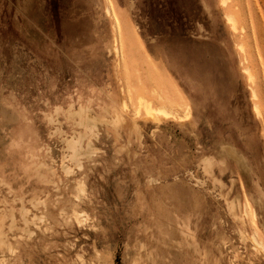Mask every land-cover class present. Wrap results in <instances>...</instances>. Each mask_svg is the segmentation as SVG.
Returning <instances> with one entry per match:
<instances>
[{
    "label": "rangeland",
    "instance_id": "1",
    "mask_svg": "<svg viewBox=\"0 0 264 264\" xmlns=\"http://www.w3.org/2000/svg\"><path fill=\"white\" fill-rule=\"evenodd\" d=\"M263 245L264 0H0V264H264Z\"/></svg>",
    "mask_w": 264,
    "mask_h": 264
},
{
    "label": "bare ground",
    "instance_id": "2",
    "mask_svg": "<svg viewBox=\"0 0 264 264\" xmlns=\"http://www.w3.org/2000/svg\"><path fill=\"white\" fill-rule=\"evenodd\" d=\"M225 18V21L227 22V24L228 23H230L231 22V25L233 26V27H235V25H234V20H233V18L231 17V16H229V15H227V16H225L224 17ZM115 54H117V53H115ZM116 56V55H115ZM117 62V61H116ZM245 70V69H244ZM125 71V70H124ZM125 73V72H124ZM126 74V73H125ZM248 75L251 77V74L248 72ZM136 81H139V80H137L136 79ZM126 85H127V81H126ZM131 86V85H130ZM142 86V85H141ZM132 87V86H131ZM139 87V86H138ZM137 87V88H138ZM135 88V87H134ZM136 88V89H137ZM151 88H153V87H151ZM130 89V88H129ZM145 89H146V86H145ZM135 90V89H134ZM134 90H132V91H134ZM138 90H140V89H138ZM142 90V89H141ZM141 90H140V92H141ZM144 90V89H143ZM146 90H149V89H146ZM146 90H144V91H146ZM151 92V91H150ZM156 92V91H155ZM157 92H158V90H157ZM146 93H149V91H147ZM152 93H154V91L152 92ZM177 93V92H176ZM141 94H142V92H141ZM159 94V93H158ZM178 94V93H177ZM145 95V94H144ZM150 95H151V93H150ZM160 95V94H159ZM146 96V95H145ZM136 98H137V95L135 96ZM151 97V98H150ZM150 97H148L147 99H149L150 98V100L151 99H153L154 97L153 96H150ZM156 97H158V95L156 94ZM163 97V96H162ZM165 98H166V96H165ZM179 98V97H178ZM144 99V98H143ZM154 99H156V98H154ZM167 99V98H166ZM172 99V98H171ZM181 99V98H180ZM159 100H160V98H159ZM163 100H164V98H163ZM162 100V101H163ZM168 100V99H167ZM169 101V100H168ZM178 101H179V99H178ZM181 101V100H180ZM125 102V101H124ZM127 102V101H126ZM130 102V101H129ZM137 103H138V101H136ZM135 102V103H136ZM155 102V101H154ZM153 101H152V104L154 103ZM157 102H159L158 101V98H157ZM157 102H156V104H154L155 105V108H151L152 107V105H151V107H149V106H147L146 105V103H144V102H140L137 106H135V107H137V112L135 113V116H141V117H143V118H145V119H148V120H153V121H158V120H160V119H167V116H168V113H167V111L169 110V108L166 106V105H164V106H166L167 108H168V110L167 111H165V110H163V109H160V108H158V105H157ZM170 102V101H169ZM132 103V102H131ZM163 103V102H162ZM171 103V102H170ZM174 103H176V102H174ZM158 104H160V103H158ZM173 104V103H172ZM128 105H129V103H128ZM163 105V104H162ZM174 105V104H173ZM179 105H180V103H179ZM157 106V107H156ZM159 106H161V105H159ZM163 106V107H164ZM171 106V105H170ZM134 107V106H133ZM179 107V106H178ZM180 107H181V105H180ZM166 108V109H167ZM175 109H176V107H174ZM172 108H170V110H171ZM174 109V110H175ZM255 109H257V107H255ZM136 110V109H135ZM179 111V110H178ZM171 112H174L173 110L171 111ZM177 112V111H176ZM172 114H175V113H172ZM178 114H179V112H178ZM257 114H259V111L257 112ZM188 115V114H187ZM139 116V117H140ZM179 116V115H178ZM181 116H183V115H181ZM185 116V115H184ZM177 117V116H176ZM169 118V117H168ZM170 118H172V117H170ZM169 118V119H170ZM178 119V118H177ZM70 147H71V149H74L75 148V145H74V143H71V145H70ZM80 150V149H79ZM81 155V154H80ZM79 155V156H80ZM71 157V156H70ZM77 157V156H76ZM248 202V201H247ZM252 208V207H251ZM243 209H244V207H243ZM244 214H245V212H244ZM78 216V215H77ZM252 217H253V215H252ZM253 235L254 234H252V237H253ZM255 236V235H254ZM255 239V238H254ZM252 240V239H251ZM256 241V240H255ZM253 242H254V240H253ZM257 242V241H256ZM258 244H260V241H258L257 242ZM261 246V245H260ZM263 248H264V245H263ZM264 250V249H263Z\"/></svg>",
    "mask_w": 264,
    "mask_h": 264
},
{
    "label": "crops",
    "instance_id": "3",
    "mask_svg": "<svg viewBox=\"0 0 264 264\" xmlns=\"http://www.w3.org/2000/svg\"><path fill=\"white\" fill-rule=\"evenodd\" d=\"M113 51V49H112ZM113 54H114V58H115V53L113 51ZM115 62H116V58H115ZM117 67V66H116ZM80 111H83V110H80ZM123 111L122 109V103H121V106H120V109L115 107V108H111L110 110V113L112 115V119H113V122L114 123H119L120 121H122V115H121V112ZM83 112H80V114H82ZM84 114V113H83ZM86 118V119H85ZM85 119V125H86V128L87 126H89V128H93L94 126V120L88 118V117H84ZM161 120V119H160ZM159 121V120H158Z\"/></svg>",
    "mask_w": 264,
    "mask_h": 264
}]
</instances>
